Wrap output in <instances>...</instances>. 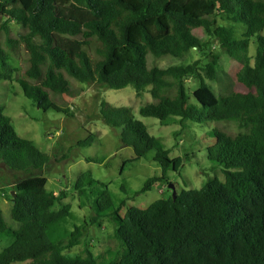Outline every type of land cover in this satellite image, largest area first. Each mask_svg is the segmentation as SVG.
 I'll use <instances>...</instances> for the list:
<instances>
[{
    "label": "trees",
    "instance_id": "1",
    "mask_svg": "<svg viewBox=\"0 0 264 264\" xmlns=\"http://www.w3.org/2000/svg\"><path fill=\"white\" fill-rule=\"evenodd\" d=\"M219 17L245 26L244 38H237L234 26L215 28ZM9 22L21 26L18 37L6 27ZM0 32L8 48L0 40V81L16 79L25 97L45 112L74 116L57 102L71 90L70 76L105 89L132 86L138 97L150 93L153 102L140 114L162 126L183 129L189 122L225 121L247 131L234 136L215 128L206 134L215 140L208 158L224 168V181L183 190L144 210L128 206L129 199L115 205L108 185L81 175L73 189L94 213L84 225L101 226L109 219L114 239L126 247L122 258L109 264H264V0H0ZM208 36L229 59L243 62L238 91L218 97L210 88L206 78L217 79L221 57L210 51ZM255 37L252 65L247 52ZM19 46L28 53V68L15 78L9 50ZM193 49L209 62L149 67V55L180 58ZM193 78L200 81L194 92L199 107L188 104L184 81ZM100 115L134 150L135 158L124 163L122 173L140 160L161 167V175L149 178L141 193L168 187V172L180 175L184 160L194 155L171 159L132 108L103 100ZM95 139L90 135L77 147L91 146ZM0 162L21 173L9 191L12 223L4 217L0 197V241L12 240L0 252V264H104L88 248L84 256L67 253L83 244L86 229L69 227L74 216L62 203L65 193L47 189L51 157L17 134L2 106Z\"/></svg>",
    "mask_w": 264,
    "mask_h": 264
},
{
    "label": "rangeland",
    "instance_id": "2",
    "mask_svg": "<svg viewBox=\"0 0 264 264\" xmlns=\"http://www.w3.org/2000/svg\"><path fill=\"white\" fill-rule=\"evenodd\" d=\"M218 26L235 27L238 39H243L245 26H236L224 17L216 19L215 28ZM8 27L14 37L23 32L21 26L9 22ZM264 36V32L262 33ZM209 48L213 54L219 55L220 64L217 68V79L210 81L206 78L212 91L218 96L229 95L239 90L237 85V73L243 66V62L229 59L220 49L218 41L213 36L207 37ZM0 40L4 47L5 35L0 32ZM35 43H41L39 39ZM10 51V65L15 70L14 77L22 78L28 68V53L23 46ZM257 51L256 37L251 39V45L247 56L254 65ZM200 60L203 65L207 64V56L193 49L183 54L180 58L165 56L154 58L149 55V67L169 68L176 65H187ZM71 84L69 93L57 97V102L73 113V117L47 111L38 108L31 100L25 97L22 88L16 81H0V106L6 109V115L11 119L17 134L26 140L32 141L43 153L51 157L53 168L46 174L48 179L47 189L57 195L64 192L66 199L63 205L70 206L74 216L69 219V227L75 225L84 226V241L81 246L68 251V254L85 255L86 248L98 258V262L109 264L120 260L124 254L121 244L114 239L115 227L112 222L105 218L101 226L87 227L84 224L91 221L94 213L91 204L81 205L79 194L74 191V185L83 174H90L94 179L108 185L115 205L129 199L128 206L137 209H147L154 202L167 199L173 192L167 187L155 186L152 190L141 193L147 180L155 175L160 176L161 167L153 161L140 160L122 173L125 162L135 158L132 147L123 145L121 132L108 126L100 115V105L103 100L114 107L132 108L135 118L143 122L156 138H160L165 147L170 151V158H184L193 155L190 160H184L180 175L169 171L170 184L175 185L177 193L183 190L201 189L208 182L219 179L225 180L224 168L208 158V148L215 144L212 137L206 134L215 128L223 129L229 134L238 136L247 133L239 129L236 124L225 121H212L203 125L188 123L186 128L178 124L162 126L159 121L152 117H143L140 109L153 102L150 93L138 97L135 89L128 86L123 89H105L98 85L81 83L67 76ZM188 90V104H199L194 97L195 90L200 86L198 79L185 80ZM90 135H96L95 142L88 147H77V144L86 140ZM67 158H66V157ZM21 173L12 171L0 162V197L4 217L8 223L10 219L12 196L9 192L15 179ZM122 210V216L126 215L127 208ZM61 205L56 207L60 210ZM12 240L0 241V252L11 244ZM86 244V245H84ZM112 252L110 256L108 253Z\"/></svg>",
    "mask_w": 264,
    "mask_h": 264
},
{
    "label": "water",
    "instance_id": "3",
    "mask_svg": "<svg viewBox=\"0 0 264 264\" xmlns=\"http://www.w3.org/2000/svg\"><path fill=\"white\" fill-rule=\"evenodd\" d=\"M168 188L173 192V197L176 198L177 196V191H176V187L173 184H169ZM13 195L15 196V193L13 192Z\"/></svg>",
    "mask_w": 264,
    "mask_h": 264
}]
</instances>
